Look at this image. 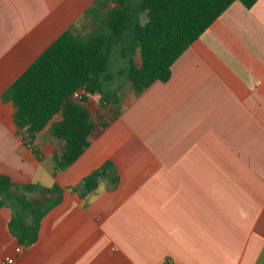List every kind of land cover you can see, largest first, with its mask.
<instances>
[{"label": "crops", "instance_id": "obj_1", "mask_svg": "<svg viewBox=\"0 0 264 264\" xmlns=\"http://www.w3.org/2000/svg\"><path fill=\"white\" fill-rule=\"evenodd\" d=\"M92 2L0 0V95ZM12 112L0 101V174L64 190L27 246L0 208V264H264V0L232 2L56 175L59 117L29 137Z\"/></svg>", "mask_w": 264, "mask_h": 264}, {"label": "trees", "instance_id": "obj_2", "mask_svg": "<svg viewBox=\"0 0 264 264\" xmlns=\"http://www.w3.org/2000/svg\"><path fill=\"white\" fill-rule=\"evenodd\" d=\"M234 1L247 8L256 2L93 0L82 16L10 83L0 101L12 104L14 126L29 137L44 129L53 117H59L51 126L61 143L52 155V174L56 175L110 124V118L94 115L84 103L89 96H98L103 104H119V87H106L112 79L108 71L111 53L126 59L118 75L138 94L154 81H166L172 62ZM136 54L138 64L134 61ZM78 89L83 92L75 98L73 93ZM109 167V162L104 163L72 189L89 193ZM63 190L56 183L50 187L18 184L0 174V208L10 210L8 228L21 245L36 240L42 217L60 202Z\"/></svg>", "mask_w": 264, "mask_h": 264}, {"label": "rangeland", "instance_id": "obj_3", "mask_svg": "<svg viewBox=\"0 0 264 264\" xmlns=\"http://www.w3.org/2000/svg\"><path fill=\"white\" fill-rule=\"evenodd\" d=\"M81 23L77 22V27L80 28ZM81 29V28H80ZM139 59V57L137 56ZM126 59L121 56H117L115 53L110 54L109 63H108V71L111 74L112 79L107 81V89L117 88L119 84H122V88L118 91L119 95V104H103L98 96L90 97V101L84 103L89 109L93 110L97 107V103H92V101L99 102L98 109H101L103 113L106 114L108 118L111 115L118 112L121 103H125L131 96L135 93L131 87V84L128 81H123L122 78L118 75L119 69L125 66Z\"/></svg>", "mask_w": 264, "mask_h": 264}, {"label": "built area", "instance_id": "obj_4", "mask_svg": "<svg viewBox=\"0 0 264 264\" xmlns=\"http://www.w3.org/2000/svg\"><path fill=\"white\" fill-rule=\"evenodd\" d=\"M82 92H83V90L82 89H78V90H76L74 93H73V97H80L81 96V94H82ZM6 262H8V263H10V262H12V258H7L6 259ZM161 264H172V261L171 260H168V261H166V262H163V263H161Z\"/></svg>", "mask_w": 264, "mask_h": 264}]
</instances>
